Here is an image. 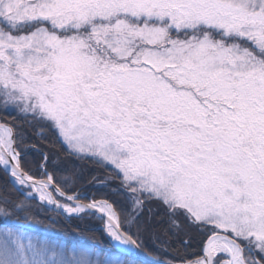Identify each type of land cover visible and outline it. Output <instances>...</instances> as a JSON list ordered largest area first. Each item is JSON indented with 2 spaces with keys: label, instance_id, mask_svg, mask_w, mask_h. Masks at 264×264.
Returning a JSON list of instances; mask_svg holds the SVG:
<instances>
[{
  "label": "snow or ice",
  "instance_id": "1",
  "mask_svg": "<svg viewBox=\"0 0 264 264\" xmlns=\"http://www.w3.org/2000/svg\"><path fill=\"white\" fill-rule=\"evenodd\" d=\"M0 264H264V0H0Z\"/></svg>",
  "mask_w": 264,
  "mask_h": 264
},
{
  "label": "trees",
  "instance_id": "2",
  "mask_svg": "<svg viewBox=\"0 0 264 264\" xmlns=\"http://www.w3.org/2000/svg\"><path fill=\"white\" fill-rule=\"evenodd\" d=\"M89 167L91 166L89 165ZM61 226L63 228L69 229V235H68L69 240L74 239V238H79L75 235L74 232L71 231V229L75 227V223L69 225V224L64 223L63 220L61 219ZM92 235L93 234L90 231L83 232V238L88 240L89 242H92ZM96 236L97 238H99V233H97ZM201 246H202L201 238L195 233H193L192 243H191L190 248L188 249L189 258H193L195 255H199Z\"/></svg>",
  "mask_w": 264,
  "mask_h": 264
}]
</instances>
